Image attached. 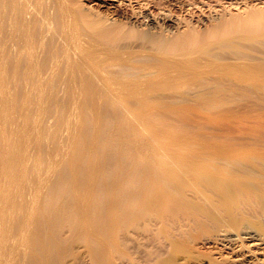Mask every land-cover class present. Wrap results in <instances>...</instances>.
I'll use <instances>...</instances> for the list:
<instances>
[{"label": "rangeland", "instance_id": "obj_1", "mask_svg": "<svg viewBox=\"0 0 264 264\" xmlns=\"http://www.w3.org/2000/svg\"><path fill=\"white\" fill-rule=\"evenodd\" d=\"M25 1L0 0L6 8ZM60 1L39 3L52 21L39 63L48 69L38 65L42 78L15 80L0 68V264H227L220 245L205 240L223 229L261 232L264 224L250 218L220 228L205 220L192 192L223 189L229 183L220 176H257L264 189V22L241 24L233 41L218 49V59L194 54L189 62L140 53L150 34L157 41L173 34L174 40L184 28L156 34L123 24L129 29L126 62L124 50L108 52L92 36L80 46L62 39L69 36L61 31L62 16L72 2ZM74 1L83 11L89 6L92 17L125 12L110 0ZM150 1L151 11L135 5L134 12L155 11L160 2ZM185 1L170 12L201 33L213 22L195 21L200 11L217 8L231 20L230 13L244 18L251 6L264 12V0ZM194 2L216 7L193 12ZM94 65L111 79L90 77ZM120 122L127 138L116 157L105 144ZM42 217L49 221L39 226Z\"/></svg>", "mask_w": 264, "mask_h": 264}, {"label": "bare ground", "instance_id": "obj_2", "mask_svg": "<svg viewBox=\"0 0 264 264\" xmlns=\"http://www.w3.org/2000/svg\"><path fill=\"white\" fill-rule=\"evenodd\" d=\"M73 1L74 0L60 1L63 3V5L65 2L66 3L72 2V5L71 3L68 5L66 4L67 6L65 5L67 8L65 11V15H63L62 13L63 16H62L61 31H63L64 33L66 31V33L69 34V36L67 35L66 37L65 35L64 37H62V39L64 40L67 39V41L71 40L72 43L76 44V46H80L81 44L88 41L86 36H88L89 38L94 37L95 39L98 40L97 41L98 45H100L102 49L108 52L113 51L115 49L117 50L121 49V52L122 50H124L121 54H123V56H126L123 57V59H125L126 62L128 60V54H129L128 53L129 29L127 30L126 29L127 27L125 25H128V23L132 25L138 24L139 26L145 25L146 28L144 29L155 30L156 34L157 31H161L162 29L164 31L165 30L170 31V28H172V30L174 29V32H176L177 30L182 31L184 28L186 31L184 30L185 32L183 33H180V31H178V33L176 34L177 36L176 38H174V40L170 37L173 36V34L170 35L168 33L170 35L169 37L171 38L169 39V37L165 38L162 33V35L158 34L157 36L160 35V37L163 36V38L157 41V39L149 33L150 34L149 36H152L151 38L149 37L148 40L150 41V43L146 42L140 45L139 44L140 42L137 41L139 42L137 44L141 46L140 47L141 54H153L151 52H155L153 54L154 57H160V55L163 54V56H169L172 59H182L185 62H189L191 61V56L194 54L199 55V57L201 58L208 56V58L210 59L211 58L218 59L219 57L218 55H216V53L219 51L218 49L220 50L223 49V47L221 46L222 43L225 47V45L228 44L227 41L230 40L233 41L234 36L238 33L237 30L239 29V26L241 24L246 23L247 25L248 24L259 25L260 23L264 22V12H261L262 9L261 11L257 9V11L255 10L254 12H251L252 10L251 5H250L251 10L249 11L250 7H248L249 9L248 11H246L250 13H246V16L244 18H236L234 17L236 16V13L233 16L234 13L231 14L229 12L230 17L232 15V20H231V19H226L227 18L226 12H228L225 9L226 7L223 6L226 12L221 11V13L222 12L226 13L225 14L226 17L224 16L223 13H222L223 17H221L222 14L220 15V9L216 8V10H214V14H212L211 12L214 8H212V10L210 11V8L214 6L212 5L214 4L213 1L211 7L205 6L206 3L203 4L204 6L198 5L200 8L198 10L197 3H195L198 1L194 0L196 6L194 5L193 9L196 8L197 10L193 11L192 8L190 7V9L193 12L200 11L201 9L206 10V8L208 9V7H210L208 10L211 13L208 12V15L206 13L204 14L203 11L198 12L199 16H197L198 14L194 15L198 18V20L196 19L195 21H197L201 26H206L207 23L213 22L210 23L212 24L210 25V27L213 26L211 29L209 28V30H207L209 26L208 25L206 28L207 32L201 33L202 31H199L200 26L198 27V30L193 29L194 27L191 29V27L193 26L192 24L194 23L188 24L186 23L187 19H185V21L182 20L181 13H179L181 15L180 18L178 14L175 15L174 11H172V13L170 12V9L173 10V8L179 7L180 8L179 10H181L183 6L186 7L184 5V0H163L162 1L163 5L161 6L159 5L162 2L158 0L160 4L159 5L157 4L156 6L157 9L153 12H150L152 9H150L149 7L153 8L155 6H153L152 3L150 4L151 2L150 0H110L113 2H118L119 8H122L123 10H125V12H122L123 14H120L121 11L119 13L117 10L116 13L115 12L113 13L112 12L113 10L111 11V13H108L106 11L108 13V14L106 13L108 15L107 16V15H101L103 12L98 13L99 12L98 11L97 16H94L95 15L94 14L93 17L89 12H85V10L88 11L89 6L87 7V9L84 8L85 10L83 11L82 7L76 8L77 4H74L75 6L73 7ZM156 1L157 0H155V2ZM207 1L209 0H206L205 2ZM224 1L226 2V0ZM238 1L242 2L243 0L242 1L238 0ZM48 2L49 0H47V3ZM74 2H78V1H74ZM199 2H203V1L199 0ZM39 3H41V0H26L25 2L21 3V5L19 6H17L16 3L13 2L14 5L9 4L6 8L0 2V68L2 69V73L9 75L11 79L25 80L31 78V76H33L32 74H35L36 77L38 78H42V74H41L42 69L39 68V66L40 67L42 66L39 63L42 62L40 60V57L42 56L41 52L43 50V41L45 39L44 34L47 35V32L51 29L52 21L50 18L49 10L47 8H43L42 6H40ZM220 3L221 2H219L218 0L219 5ZM242 3H244V1ZM218 4L215 5L218 6ZM229 4L233 5L232 2ZM229 4L227 6H229ZM69 5H71L72 7ZM81 5L83 6L82 3L80 4V6ZM135 5H137V7L139 5L144 9L149 8L150 11L146 13V12H142L143 9L142 11H138L140 10L138 9L137 10L138 12L135 13L137 8L136 9L134 8L135 12L132 8ZM129 6L132 8L133 13H131V15L128 16L130 12V11L128 12ZM240 6H238V8H240ZM228 8L232 9V7L231 8L228 7ZM91 11L93 12V10ZM242 11L243 9L241 10V14L244 13V12L242 13ZM191 15L192 13L190 14V18L195 19L194 17H191ZM224 17L226 20H224ZM233 17L236 19H234ZM191 20L190 22L194 21ZM189 25L192 26H190V28H187L189 27ZM132 27L130 28L133 30L136 29L135 27H134L135 29ZM131 29L129 32L130 33L134 32L133 30L131 31ZM36 30H38L43 35L34 34V31ZM139 31L140 30H138V32ZM143 31L144 30H142V32ZM174 32H170V33H174ZM179 33L180 35L178 36ZM144 37H146V39L148 38V36L146 35H144L142 38ZM160 37H158V39ZM152 38L155 39L153 40ZM224 42L227 43L225 44ZM132 44H134V47L133 45L130 47H133L135 49L137 48L139 50L137 49L136 50L140 51V48H138V45L135 42ZM147 51H151V52L148 53ZM200 53H203V55H201ZM206 59L207 58H205V60ZM209 63L210 62H208V64ZM46 65L47 62L45 63L44 66L46 67ZM207 69H210V67L209 68L207 67ZM46 72L48 71L46 70ZM145 74L152 76V74L154 73L152 71H149L146 72ZM145 74H143V76ZM90 77L98 80L111 79L110 74H105V72L103 71L100 65L93 66V70ZM109 95L112 96L111 93H109ZM126 138H127L126 130H124L122 123L120 122V124L118 125V129L114 131V134L109 138L108 142L105 144V148L112 156H116V157L121 156L122 151L119 149V144L122 143L124 140H126ZM104 170L107 171V173L110 171V169L108 168H105ZM68 174H69V170L67 169L62 176H68ZM256 177L257 176H220L218 180L226 181L230 185L226 184L223 189L216 188V191L209 192L208 194L202 191L201 189H197V192L194 193L192 192V194H194L193 198L196 201V203L200 204L203 208L202 216L205 218V220H214V222L221 224L220 228H222L226 226H241L244 225L246 221H249L250 218H255L259 220V223L262 226V224H264V189L259 185V183H256L255 180ZM62 189H63L62 185L59 188L55 189L54 193L57 197L63 194ZM48 221H49V217H42L39 220V226H41V223L42 226L45 225L46 223H48ZM44 240H46L45 237ZM206 244L210 246L211 245L214 246L215 244L220 245L221 248L218 251L219 254L218 252L216 253L221 257L219 256L217 257L221 258L220 260H222V258H225L226 255L228 261L227 264H264V231L260 232L259 230L253 227H244L238 231L223 229L219 234L207 238L204 242V245ZM42 251L46 252L47 250L45 247H43ZM217 257L216 259H219ZM212 261L204 262L203 260L202 261L198 260L194 262L193 260L192 264H214L212 263Z\"/></svg>", "mask_w": 264, "mask_h": 264}]
</instances>
